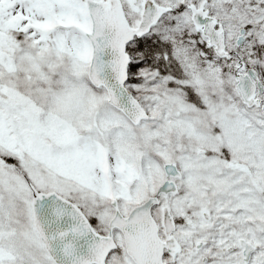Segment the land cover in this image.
<instances>
[{
    "label": "snow or ice",
    "instance_id": "1",
    "mask_svg": "<svg viewBox=\"0 0 264 264\" xmlns=\"http://www.w3.org/2000/svg\"><path fill=\"white\" fill-rule=\"evenodd\" d=\"M0 264H264V0H0Z\"/></svg>",
    "mask_w": 264,
    "mask_h": 264
}]
</instances>
